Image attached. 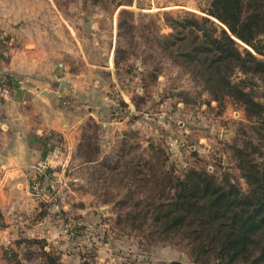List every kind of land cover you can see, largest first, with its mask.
Returning <instances> with one entry per match:
<instances>
[{"label":"rangeland","instance_id":"374dc122","mask_svg":"<svg viewBox=\"0 0 264 264\" xmlns=\"http://www.w3.org/2000/svg\"><path fill=\"white\" fill-rule=\"evenodd\" d=\"M194 1L195 7L164 11L154 9L151 0H45L55 22L24 27L28 35L15 36L12 43L0 35L2 59L11 48L15 53L37 49L44 64L26 78L55 87L71 75L85 92L63 94L72 100L67 106L85 117L90 101L102 117V123L83 119L81 146L71 162L63 149L66 163L43 177L35 172L32 181L45 178L46 195L36 198L30 189L39 200L30 224L37 230L15 236L20 245L11 259L16 264H196L187 240L153 238L150 222L139 228L127 219L135 201L155 194L150 179L183 177L193 169L249 189L237 149L264 161L263 124L248 117L245 105L233 97L213 95L178 56L184 42L169 41L175 20L207 17L217 34L224 28L208 13L213 0ZM237 42L241 50L251 49ZM251 82L264 105V81ZM143 177L150 185L142 188Z\"/></svg>","mask_w":264,"mask_h":264},{"label":"trees","instance_id":"16d2710c","mask_svg":"<svg viewBox=\"0 0 264 264\" xmlns=\"http://www.w3.org/2000/svg\"><path fill=\"white\" fill-rule=\"evenodd\" d=\"M208 13L223 24L219 34L216 23L207 17L175 20L169 41L173 46L184 42L178 56L213 95L243 103L247 116L264 126V105L256 100L251 82L264 81V59L259 57L264 56V0H213ZM237 40L251 49L241 50ZM238 73L243 77L235 80ZM237 153L247 191L230 178L219 181L206 171L192 169L183 177L167 179L154 173L150 183L155 194L144 200L131 198L135 211L127 213V219L139 228L150 222L156 230L153 238L187 240L196 264H264V161L252 158L244 148ZM140 180L142 188L150 185L146 177Z\"/></svg>","mask_w":264,"mask_h":264},{"label":"crops","instance_id":"0c3cea01","mask_svg":"<svg viewBox=\"0 0 264 264\" xmlns=\"http://www.w3.org/2000/svg\"><path fill=\"white\" fill-rule=\"evenodd\" d=\"M151 2L154 9L164 11L196 6L194 0ZM50 6L45 0H0V35L7 36L5 38L12 43L15 36L28 35L24 27L55 22V19L50 20L56 16L50 12ZM16 29L20 30L15 32ZM43 64L37 49H20L15 53L11 48L5 58L0 55V74L15 80L9 96L0 95V264H15L11 259L12 250L20 245L14 242L15 236H30L37 230L30 225L39 208V200L30 194L35 175L33 165L63 149L70 152L71 162L72 153L81 146L83 119H97L102 123L101 113L93 110L90 101L91 111H84L85 117H78L77 110L67 106L72 100H65L63 94H73L78 89L85 92V87L79 88L78 81L71 75L61 79L55 87L37 77L26 78L28 74L41 71ZM64 80L67 81L65 86L62 85ZM62 153L61 158L65 156L64 151ZM64 156L60 158L62 164L66 163ZM41 182H45V178Z\"/></svg>","mask_w":264,"mask_h":264},{"label":"built area","instance_id":"2783aa9c","mask_svg":"<svg viewBox=\"0 0 264 264\" xmlns=\"http://www.w3.org/2000/svg\"><path fill=\"white\" fill-rule=\"evenodd\" d=\"M11 84L12 79L10 76L0 74V95L2 97H7L10 94ZM60 158L61 156L59 153H54L45 160L38 161L35 165H33L32 169H34V171L39 175H44L47 169L53 168L54 165L56 166L60 163ZM30 189L31 193L36 198H43L46 195V190L39 179L32 181Z\"/></svg>","mask_w":264,"mask_h":264},{"label":"water","instance_id":"95a60500","mask_svg":"<svg viewBox=\"0 0 264 264\" xmlns=\"http://www.w3.org/2000/svg\"><path fill=\"white\" fill-rule=\"evenodd\" d=\"M66 84H67V81L64 80V81L62 82V85L65 86Z\"/></svg>","mask_w":264,"mask_h":264}]
</instances>
